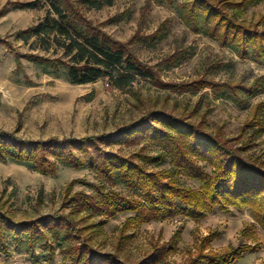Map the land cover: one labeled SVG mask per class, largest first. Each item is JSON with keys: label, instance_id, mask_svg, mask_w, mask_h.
<instances>
[{"label": "rangeland", "instance_id": "rangeland-1", "mask_svg": "<svg viewBox=\"0 0 264 264\" xmlns=\"http://www.w3.org/2000/svg\"><path fill=\"white\" fill-rule=\"evenodd\" d=\"M35 1L38 0H0V37L5 40V44L0 42L1 130L18 132V137L31 141L80 140L115 134L160 111L199 125L209 133L220 134L232 141L233 146L249 144L244 156L264 169V132L254 136L252 129L247 128L256 105L264 102V93L248 97L242 105L211 86L171 88L172 85H194L200 80L251 85L264 76L263 65L253 58H241L235 48L222 46L203 30L193 32L176 6L161 0H114L111 7L99 10L82 7V10L107 34L129 44L134 56L156 71L159 81L136 78L129 87L121 90L107 78L94 84L74 85L67 78V69L63 65L44 67L26 58H21L22 68L17 65L16 53L66 60L61 47L63 37L20 34L44 19L52 0H40L41 4L34 9L18 7ZM212 1L217 4L221 0ZM263 17L264 0H259L257 5L245 9L241 21L248 26L263 21L262 30ZM160 30L162 37L150 40ZM174 57L183 59L172 66L167 60ZM102 147L125 157L139 153L145 147V152L150 155L160 153L159 147L149 141L138 146L103 144ZM169 167L166 162L161 168ZM207 170L211 171L209 167ZM101 181L99 175L88 168L73 169L60 164L54 175H43L24 164L0 161V218L20 224L47 216H65L73 220L75 229H85L100 219H86L85 213L73 215L71 208L64 204L66 190L72 183L74 192L91 194L84 184ZM181 184L199 188L197 182L186 178L181 179ZM115 189L128 195L125 189ZM131 215L120 214L100 230H84L80 243L88 240L91 249L112 254L122 264H148L150 259L160 257L157 251L176 241V250L158 264H187L199 255L203 246L207 248L205 253L219 254L247 246L250 252L234 264H264V228L249 209L231 208L230 212H225L216 208L198 221L180 216L153 222L143 225L134 236H131V230L123 233ZM2 225L6 239L5 245L0 242V264L70 263L63 252L67 244L59 248L51 239L53 251L50 246L45 248V240H42L32 254L25 235L16 245L7 226Z\"/></svg>", "mask_w": 264, "mask_h": 264}, {"label": "trees", "instance_id": "trees-1", "mask_svg": "<svg viewBox=\"0 0 264 264\" xmlns=\"http://www.w3.org/2000/svg\"><path fill=\"white\" fill-rule=\"evenodd\" d=\"M161 1L176 6L193 32L203 30L222 46L235 48L241 58H253L264 66V29L260 30L263 21L255 26L241 21L245 9L257 5L259 0H221L217 4L212 0ZM40 4L38 0L19 4L18 7L34 9ZM113 4L114 0H52L44 19L20 34L63 37L61 47L66 60L55 61L16 53L18 67L22 68L21 58L44 67L52 64L57 68L60 64L66 67L71 84L88 85L107 78L120 90L129 87L136 78L159 81L156 71L135 57L129 50V44L107 34L82 10V7L99 10ZM161 30L150 40L161 38ZM4 41L0 37V42ZM182 59L174 57L167 61L176 66ZM188 86H211L245 105L248 97L264 93V76L251 85L200 80L194 85H172L171 88L185 89ZM263 115L264 102H261L256 105L254 117L247 125L254 136L264 132V121H256L264 120ZM17 134L0 129L1 162L11 160L24 164L43 175H54L60 164L73 169L88 168L99 175L100 183L84 184L91 194L74 192L71 183L66 190L64 204L71 208L73 215L85 213L86 219L99 218L100 221L85 229H75L73 220L65 216H47L20 224L1 217L0 242L3 245L6 235L2 223L14 236L16 245L21 243L23 235L28 238L32 254L42 240H45V248L50 246L54 251L55 247L49 243L52 239L59 248L67 244L63 252L69 257V264H122L112 254H101L91 249L88 240L80 243L84 230H100L120 214L131 213L133 215L127 218L123 233L131 230V236H134L143 225L180 216L198 221L205 219L216 208L225 212H230L231 208L249 209L264 228V169L244 156L250 145L233 146L232 141L220 134L209 133L182 118L153 112L115 134L80 140L52 138L31 141L21 139ZM146 141L159 147V155L146 153L145 147L139 153L125 157L102 147L103 144L138 146ZM166 162L170 167L161 168ZM182 178L197 182L199 188L182 185ZM118 187L125 189L128 195L115 189ZM130 238L134 237L127 239ZM176 248L177 241L157 251L160 257L153 261L151 257L148 264H158ZM206 250L203 246L199 255L187 264H234L251 249L240 246L221 254L205 253Z\"/></svg>", "mask_w": 264, "mask_h": 264}]
</instances>
